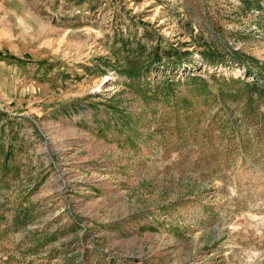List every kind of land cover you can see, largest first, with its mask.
I'll return each mask as SVG.
<instances>
[{
    "label": "rangeland",
    "instance_id": "obj_1",
    "mask_svg": "<svg viewBox=\"0 0 264 264\" xmlns=\"http://www.w3.org/2000/svg\"><path fill=\"white\" fill-rule=\"evenodd\" d=\"M246 1L0 0V264H264V108L229 83L264 62ZM157 39L190 52L194 111L164 121L103 65Z\"/></svg>",
    "mask_w": 264,
    "mask_h": 264
},
{
    "label": "trees",
    "instance_id": "obj_2",
    "mask_svg": "<svg viewBox=\"0 0 264 264\" xmlns=\"http://www.w3.org/2000/svg\"><path fill=\"white\" fill-rule=\"evenodd\" d=\"M247 1L244 2L246 5ZM256 6L259 7V4L257 3ZM161 43L163 42L160 39H157L156 45L154 47H149L148 50L145 49L140 52H138L137 49L135 51L127 50L125 53L122 52L120 55H115L116 60H114L113 63L104 61L103 65L105 67H111L120 78L130 80L131 82L141 81L142 86L137 87V90L141 93V98L143 100L147 101L148 99H151L164 101L168 106H171V110H169L162 118V121H164L167 118H178L180 114L187 115V113H192L194 108H190L186 95L182 97L178 96V94L175 95V88H173L174 85L176 86L181 80V75L180 73L178 74V72L189 62L188 60H181V56L189 55L190 52H178L177 48L168 45L167 48H164L161 46ZM203 57L207 58L209 57V54L205 53L203 54ZM249 59L250 60L243 61L242 63L247 75H251L255 80L248 83L244 80L231 79L229 83L242 84L243 87H241V91H246L247 87L252 88L250 92L247 93L248 98L245 101L246 108H252L251 103H253V94L257 98L258 106L264 108V88L258 84L260 80L264 82V62H260L251 57ZM206 61L211 65L218 64L217 60ZM153 67L157 69H166L168 71L170 69V73L176 75L175 81L172 80V78L167 77L166 74H162L161 77H150V71ZM194 67L195 66H193V68ZM186 78L190 81V84H192L191 86H188L187 89L198 88L200 86L199 84L204 82L196 75H190ZM150 84L155 88H150ZM149 93L150 97L148 98ZM257 115L264 118V113ZM121 118L122 121L128 123L124 116ZM185 120L189 121L190 117L187 116ZM261 123L264 125L263 122Z\"/></svg>",
    "mask_w": 264,
    "mask_h": 264
}]
</instances>
